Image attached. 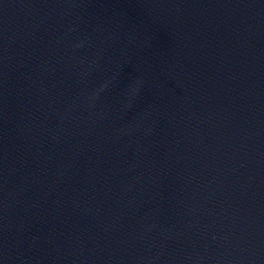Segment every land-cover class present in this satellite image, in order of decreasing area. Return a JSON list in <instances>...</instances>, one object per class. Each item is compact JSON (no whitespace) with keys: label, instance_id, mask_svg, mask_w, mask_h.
<instances>
[{"label":"water","instance_id":"obj_1","mask_svg":"<svg viewBox=\"0 0 264 264\" xmlns=\"http://www.w3.org/2000/svg\"><path fill=\"white\" fill-rule=\"evenodd\" d=\"M0 264H264V0H0Z\"/></svg>","mask_w":264,"mask_h":264}]
</instances>
